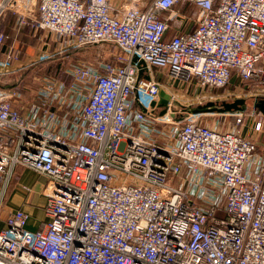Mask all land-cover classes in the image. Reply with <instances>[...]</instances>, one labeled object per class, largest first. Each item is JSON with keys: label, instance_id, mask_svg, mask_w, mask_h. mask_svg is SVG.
<instances>
[{"label": "built area", "instance_id": "1", "mask_svg": "<svg viewBox=\"0 0 264 264\" xmlns=\"http://www.w3.org/2000/svg\"><path fill=\"white\" fill-rule=\"evenodd\" d=\"M128 1L0 0V208L16 166L46 178L47 198L35 231L7 217L0 264H264V116L249 106L222 131L172 105L217 101L232 79L223 100L264 97V0ZM180 3L194 30L169 36ZM9 13L54 50L23 63ZM101 43L121 54L66 64L65 80L32 73Z\"/></svg>", "mask_w": 264, "mask_h": 264}, {"label": "crops", "instance_id": "2", "mask_svg": "<svg viewBox=\"0 0 264 264\" xmlns=\"http://www.w3.org/2000/svg\"><path fill=\"white\" fill-rule=\"evenodd\" d=\"M151 1V0H150ZM148 1L139 0L141 7L147 4ZM115 6H121L127 4L128 0H111ZM194 8L188 4H178L174 10V18L168 22L169 36H173L176 33H189L194 30V25L191 22V18H194ZM9 16L15 18L11 13L7 14L2 22V32L9 38H14L15 41L25 47V58L22 59L23 63L28 60H32L33 56L40 53L42 50L48 49L54 50L57 45L54 38L42 31L33 32L30 28H24L19 32H16L12 26H8ZM43 43H46V47H42ZM155 72V69H153ZM238 86L237 80L232 79L226 88L218 90L216 93L221 96L228 92H232ZM241 88H245V85H241ZM248 106H252L250 97H245ZM224 97L221 99L223 100ZM249 99V100H248ZM252 100V99H251ZM160 99H158V102ZM163 107L159 105L158 113ZM226 114V113H223ZM197 116V115H195ZM212 126V125H211ZM261 150V149H260ZM46 178L38 175L31 170H28L22 166H16L14 168L13 175L9 181V185L6 191V195L3 198L0 208V230L4 228L7 217L17 210H22L28 216L26 222V229L35 231L38 229L42 222L47 221L45 214V205L47 198L45 195Z\"/></svg>", "mask_w": 264, "mask_h": 264}, {"label": "rangeland", "instance_id": "3", "mask_svg": "<svg viewBox=\"0 0 264 264\" xmlns=\"http://www.w3.org/2000/svg\"><path fill=\"white\" fill-rule=\"evenodd\" d=\"M143 1H148V0H143ZM150 1V0H149ZM148 3V2H147ZM79 55L74 56L73 58L71 57L70 59H64L63 61H57V62H48L45 66L40 67V68H35L33 69V74H38V75H43L46 73H54V74H61L63 75V70L66 66V64L73 63L76 60L80 61H88L90 63H97L100 61H114L116 60V56H118L120 51L116 49L112 44H94L88 47L83 48L81 51L78 52ZM39 56V53L33 56V59H36ZM61 66H60V64ZM29 74V73H28ZM65 77V76H64ZM34 87V85H32ZM176 96V101L181 103L183 106L188 107V106H196V105H202L207 102H217L220 104L221 102H232L228 100H221L222 96L221 94L219 95V100L217 101H209L207 99H201V98H195L191 94L187 93H182V92H177L175 93ZM249 100V99H248ZM251 102V100H250ZM249 103V102H247ZM176 110V106H173ZM179 110V109H178ZM165 110L162 108L160 111V114L163 115ZM233 113V112H231ZM231 113L225 114H217V113H209V114H200L197 116H194L193 118L197 120L200 124L206 125V126H211L213 124H216L218 128L222 131H230L234 127V119ZM246 123L249 124L251 119L246 118ZM256 137V136H254ZM257 144L259 145V148L261 151H264V133L261 135H258L257 137Z\"/></svg>", "mask_w": 264, "mask_h": 264}, {"label": "water", "instance_id": "4", "mask_svg": "<svg viewBox=\"0 0 264 264\" xmlns=\"http://www.w3.org/2000/svg\"><path fill=\"white\" fill-rule=\"evenodd\" d=\"M123 55H125L123 53ZM144 68V64L140 62L138 64L139 69V76L141 75ZM167 102H169V97L165 95L163 92L160 93V101L158 102V106L164 107ZM155 105V101H152L150 103V106ZM173 106L181 108V110L186 114L191 115H200V114H209V113H217V114H223V113H231V112H244L249 106L247 104V101L245 99H236L232 102L226 103L221 102L218 104L217 102H207L202 105H196V106H182L179 102L173 101ZM253 108L259 112L261 115L264 116V97L254 100L253 102Z\"/></svg>", "mask_w": 264, "mask_h": 264}, {"label": "trees", "instance_id": "5", "mask_svg": "<svg viewBox=\"0 0 264 264\" xmlns=\"http://www.w3.org/2000/svg\"><path fill=\"white\" fill-rule=\"evenodd\" d=\"M14 21H15V18L12 17V16H9L8 22H6V24H7L8 26H12V24L14 25ZM1 29H2V27H1ZM55 76H57L59 79H63V80L66 79L64 76H62V75L59 74V73L55 74Z\"/></svg>", "mask_w": 264, "mask_h": 264}]
</instances>
